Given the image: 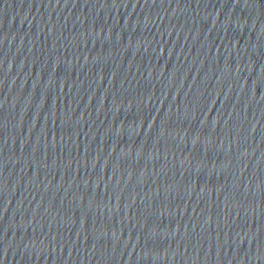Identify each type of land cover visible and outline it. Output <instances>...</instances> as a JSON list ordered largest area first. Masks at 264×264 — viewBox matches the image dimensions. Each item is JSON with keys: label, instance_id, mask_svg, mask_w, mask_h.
I'll list each match as a JSON object with an SVG mask.
<instances>
[{"label": "water", "instance_id": "1", "mask_svg": "<svg viewBox=\"0 0 264 264\" xmlns=\"http://www.w3.org/2000/svg\"><path fill=\"white\" fill-rule=\"evenodd\" d=\"M0 264H264V0H0Z\"/></svg>", "mask_w": 264, "mask_h": 264}]
</instances>
